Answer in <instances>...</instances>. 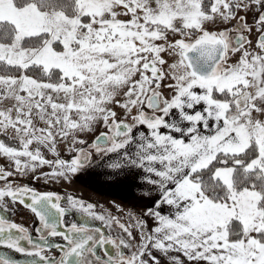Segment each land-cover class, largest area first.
<instances>
[{
  "label": "snow or ice",
  "instance_id": "1",
  "mask_svg": "<svg viewBox=\"0 0 264 264\" xmlns=\"http://www.w3.org/2000/svg\"><path fill=\"white\" fill-rule=\"evenodd\" d=\"M94 157L147 189L127 223L13 179ZM0 181L39 221L0 215L28 264H264V0H0Z\"/></svg>",
  "mask_w": 264,
  "mask_h": 264
},
{
  "label": "crops",
  "instance_id": "2",
  "mask_svg": "<svg viewBox=\"0 0 264 264\" xmlns=\"http://www.w3.org/2000/svg\"><path fill=\"white\" fill-rule=\"evenodd\" d=\"M106 164L107 161H101L99 157H96L88 167V171L84 173L82 184L99 198L121 205L127 211L134 210L141 213L149 205L147 201L139 199L147 191L146 188L137 187L142 183L140 178L127 174L126 170L120 173L119 177L107 175L113 170L107 168ZM117 180L119 182H116Z\"/></svg>",
  "mask_w": 264,
  "mask_h": 264
},
{
  "label": "flooded vegetation",
  "instance_id": "3",
  "mask_svg": "<svg viewBox=\"0 0 264 264\" xmlns=\"http://www.w3.org/2000/svg\"><path fill=\"white\" fill-rule=\"evenodd\" d=\"M70 158H67V161H70ZM15 181L19 182L20 184H28L30 187L34 188L35 190L39 192H47L51 191L54 193H57L61 195L62 197H66L64 193H61L58 189H48L44 188L40 185H36L34 183H21L19 181V178L15 177L13 178ZM3 185V181H0V186ZM0 215H4L8 217L12 222L20 224L26 228L29 229L33 241L36 243H41L39 241V233L35 231L37 227H39V221L34 217V215L29 212L28 210L24 209L23 206L17 205L13 209H11L8 212H4L0 210ZM66 220L68 223H80L81 222V214L78 212H71L67 215ZM89 223L93 226H99V222L95 221H89ZM105 232H107V229H104ZM117 231H119L117 229ZM54 242L62 243V241H59L58 239ZM23 246L26 248H29L30 246L26 242H22ZM0 256H6L10 257L12 260L16 261V264H28L29 261L36 260L39 261L38 257H29L21 253H17L12 249H8L4 246H0Z\"/></svg>",
  "mask_w": 264,
  "mask_h": 264
},
{
  "label": "rangeland",
  "instance_id": "4",
  "mask_svg": "<svg viewBox=\"0 0 264 264\" xmlns=\"http://www.w3.org/2000/svg\"><path fill=\"white\" fill-rule=\"evenodd\" d=\"M72 155L74 154L68 153L66 149L61 151V158L65 159L66 161H67V158L72 157ZM47 158L54 159V157H52L51 154H48ZM95 159L96 157H94L93 162L95 161ZM89 166H87L81 172L77 173L70 182L61 181L57 183L55 181H51L46 184L44 183L43 180L35 181V180H30L27 177L25 178L17 177V178H19V181L21 183H34L44 188L58 189L60 190L61 193H64L66 196L71 195L74 198L83 200L85 203H89V202L93 203L97 205V211H100V206H103L104 208L109 209L113 215L121 217L122 222L127 223L126 213L128 211L123 206L119 205L121 208L124 209L123 212L117 211L116 205L118 204L113 203L108 199L99 198L96 194H94L91 190H89L82 184L84 173L88 171ZM42 171L48 172V171H51V169H49L48 167H44Z\"/></svg>",
  "mask_w": 264,
  "mask_h": 264
}]
</instances>
